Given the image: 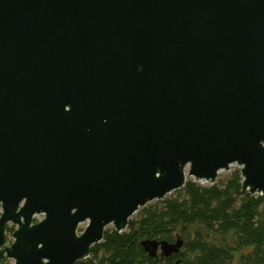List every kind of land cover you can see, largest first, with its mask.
<instances>
[{
  "label": "water",
  "instance_id": "water-1",
  "mask_svg": "<svg viewBox=\"0 0 264 264\" xmlns=\"http://www.w3.org/2000/svg\"><path fill=\"white\" fill-rule=\"evenodd\" d=\"M232 165L264 195V0H0V263L76 264Z\"/></svg>",
  "mask_w": 264,
  "mask_h": 264
},
{
  "label": "trees",
  "instance_id": "trees-1",
  "mask_svg": "<svg viewBox=\"0 0 264 264\" xmlns=\"http://www.w3.org/2000/svg\"><path fill=\"white\" fill-rule=\"evenodd\" d=\"M178 235L183 246L170 257H150L141 246ZM76 264H264V195L242 191L239 168L213 185L189 179L175 195L140 209L126 231L106 229Z\"/></svg>",
  "mask_w": 264,
  "mask_h": 264
},
{
  "label": "rangeland",
  "instance_id": "rangeland-1",
  "mask_svg": "<svg viewBox=\"0 0 264 264\" xmlns=\"http://www.w3.org/2000/svg\"><path fill=\"white\" fill-rule=\"evenodd\" d=\"M237 168H239L237 165H232L231 167H230V170H228V171H221L220 173H219V175H218V178H217V181L218 180H220V179H223V178H226V177H228V176H230L231 175V173L235 170V169H237ZM189 179H191V178H187V180H189ZM216 181V182H217ZM202 185H205V186H208L209 184H204V183H201ZM171 195H175V191L174 192H172L171 194H168L166 197H169V196H171ZM165 199V198H164ZM163 200V199H162ZM154 202V201H153ZM152 203V202H151ZM142 209V208H141ZM140 210V209H139ZM138 210V211H139ZM138 215V212H136L131 218H133V217H136ZM42 215H38V216H36L35 218H34V222H37V221H39V220H41L42 219ZM85 226H86V224H82L81 226H80V228H79V232H81L84 228H85ZM8 227H11L12 228V231H7V237H8V245L12 242V239H9V235L13 232V230L16 228L15 226H12L11 224L8 226ZM107 230H111V229H113V226L112 225H110V226H108L107 228H106ZM2 262L4 263V264H15V261L13 260V259H7V258H4L3 260H2Z\"/></svg>",
  "mask_w": 264,
  "mask_h": 264
},
{
  "label": "flooded vegetation",
  "instance_id": "flooded-vegetation-1",
  "mask_svg": "<svg viewBox=\"0 0 264 264\" xmlns=\"http://www.w3.org/2000/svg\"><path fill=\"white\" fill-rule=\"evenodd\" d=\"M8 228V227H7ZM8 231V230H7Z\"/></svg>",
  "mask_w": 264,
  "mask_h": 264
}]
</instances>
